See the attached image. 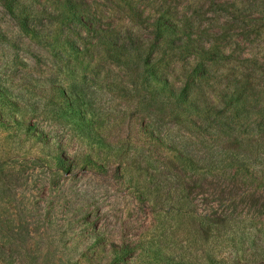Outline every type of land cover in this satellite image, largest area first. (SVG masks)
<instances>
[{
    "label": "rangeland",
    "instance_id": "rangeland-1",
    "mask_svg": "<svg viewBox=\"0 0 264 264\" xmlns=\"http://www.w3.org/2000/svg\"><path fill=\"white\" fill-rule=\"evenodd\" d=\"M66 1L85 27L59 19ZM162 15L225 57L201 61L222 120L154 96L153 72L177 84L198 62L178 47L163 42L136 85L97 43L154 39ZM237 77L241 114L216 96ZM261 107L264 0H0V264H118L124 243L120 264L264 262ZM207 150L218 163L191 171Z\"/></svg>",
    "mask_w": 264,
    "mask_h": 264
},
{
    "label": "trees",
    "instance_id": "trees-1",
    "mask_svg": "<svg viewBox=\"0 0 264 264\" xmlns=\"http://www.w3.org/2000/svg\"><path fill=\"white\" fill-rule=\"evenodd\" d=\"M60 7H62L60 11L62 14L59 15V19L70 20L77 25L85 27L86 24H84L85 21L82 19L81 8L79 6L66 1ZM153 26L154 39L143 41L128 38L126 41L120 42L116 32L103 31L96 32L97 43L108 59L124 66L128 70L136 85H143L147 81V75L150 73V59L160 51V45L163 42H167L169 46H172V50L178 47L182 53L188 57H193L198 62L190 66V69H186L185 74L178 76L179 83L177 84L172 79L162 77L163 75L160 76L157 70L153 72L152 77L156 83L152 87L154 96L157 100L166 98L168 105L176 110L186 111L191 115L205 117L214 122L222 120V109L218 107L215 98L208 94L206 88V85H209V87L212 85L211 87H213L217 79L208 75V72L205 70V64L201 61L209 60L217 62L224 60L225 57L221 53H216L209 48L196 44L191 38H188L187 42L182 43L181 41L185 37V32H182L177 24L165 15L156 19ZM35 36L38 37L37 34ZM177 41L181 42L178 46L174 44ZM244 82L239 77L227 80L221 94H216L227 105L234 102L235 108L240 114L253 109V106H250L253 103L249 100L248 88L243 87ZM256 109L258 110L255 114L259 116L264 111L262 107ZM202 155V158L199 160L194 156L186 159L191 171H200L205 167L211 166V164L218 163L210 160L214 157L212 151H204ZM57 160L61 165H64L61 156H58ZM228 165L235 167L234 165L237 164L229 162ZM21 243L24 244L25 242ZM3 244L7 245V242ZM132 251L133 248L127 246L125 243L121 245L112 244L109 249L110 254L115 255L114 261L118 264L124 262ZM259 264H264V262H260Z\"/></svg>",
    "mask_w": 264,
    "mask_h": 264
}]
</instances>
